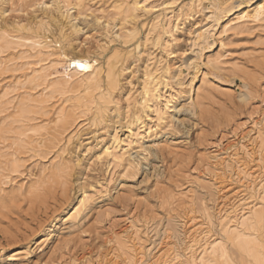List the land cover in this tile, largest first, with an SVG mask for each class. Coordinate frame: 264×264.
<instances>
[{"label": "rangeland", "instance_id": "rangeland-1", "mask_svg": "<svg viewBox=\"0 0 264 264\" xmlns=\"http://www.w3.org/2000/svg\"><path fill=\"white\" fill-rule=\"evenodd\" d=\"M164 1L145 0L137 17L124 23L111 9L113 0H85L86 7L76 0H0V264H113L119 238L135 239L132 223L143 247L153 246L152 255L159 245L158 251L176 247L185 258L191 218L227 246V264H242L218 212L227 199L244 195L246 205L264 213V181H254L264 173V13L246 17L264 0ZM37 34L54 52L75 49L110 70L116 85L107 107L98 101L74 125L56 121L61 105L54 101L65 95L75 104L76 90L53 92L47 109L30 105L36 120L25 137L19 136L25 127L13 120L20 104L42 97L44 86L29 84L27 46L4 40ZM150 69L166 85L130 131L127 96L139 100ZM114 135L122 159L93 163ZM230 156L237 163L220 164ZM126 159L134 169L126 171ZM57 166L62 169L54 174ZM84 192L83 217L60 228V216ZM254 225L255 231L244 232L264 241V220ZM49 229L56 232L42 243ZM216 262L225 264L210 257Z\"/></svg>", "mask_w": 264, "mask_h": 264}, {"label": "bare ground", "instance_id": "bare-ground-1", "mask_svg": "<svg viewBox=\"0 0 264 264\" xmlns=\"http://www.w3.org/2000/svg\"><path fill=\"white\" fill-rule=\"evenodd\" d=\"M84 1L85 0H76L78 6L82 5L83 7H86L87 5L85 4ZM169 1L171 0H166L164 2L166 3L168 2L169 4ZM113 2L114 4L110 5L111 9H113L115 13L121 14L124 23H128L132 19L136 18L138 15L137 13L138 10L145 8V4H144L145 0H113ZM88 9L89 8L87 7V10ZM100 12L107 13L105 8L100 9ZM263 13H264V6L261 5L256 9V11L252 13L248 12L246 17L248 19H259ZM17 39H23L25 40V42L21 43ZM4 42L6 43V46H11V42L20 43V45L27 46L25 53L28 60L25 62V64L29 65L27 69L29 70L31 69V78H28L29 84L44 86L42 89V93L40 94L42 96L41 98L33 99L29 103L24 102L20 104L18 109V116L13 120L14 121L13 123H18L20 127L23 128L25 127L22 132L21 131L19 132L20 133L19 136L29 137V132L34 130V125H31L30 122L32 120H36V117L30 119L29 114L37 113V112L33 111L30 105L34 107H38L40 109H47L51 103L58 102L61 106L59 107L58 112H56V116H55L56 121L58 122L65 120L67 121L71 119L73 120V125H74L80 123L82 120L81 118L82 115H85L87 113V110L90 107H92L94 104H96L98 101L101 104L99 106V108L101 109L107 107V105L113 101L111 88H113L114 85H116L115 83L116 78L113 77L111 71L103 69L101 66H98L94 61L86 57L84 54L76 52L75 49L62 47L54 52L52 51L53 48H51V46L47 44L44 38L38 34L35 35L34 37H27V38H23V36H19V35L16 37L11 36V39L8 38L7 40H4ZM0 52H2V50H0ZM80 65H84V67H81ZM100 80H103L106 83V86H104V88H102V86L98 87ZM162 85L164 87L166 85L163 79L157 78L156 71L153 73L151 72L150 69L149 71H147V77L144 78L143 80L142 87L139 93L140 94L139 100L133 103L134 96L131 94L127 96L126 113H127V117L129 118L127 127L130 131H132L131 124H134L135 126L141 124L143 116L144 117L147 116V112L150 109H152L154 102H156L160 97V91ZM47 89H50L49 92H46ZM65 89L76 90L74 93L76 97L75 104L68 103L69 102L68 96L65 95H63L64 97H61L53 102V98H55L52 95L53 92H57L61 90L63 91ZM198 90L199 88L197 89L196 97L195 98L193 97V99H191L193 103H195L197 96L199 95ZM154 111L157 112L158 120L160 122L165 121V116L161 114L158 108H155ZM99 113L102 114L104 113V111H99ZM119 142L120 140L118 139L117 135L112 136L110 142L103 144V146L96 153V155L94 156L93 163L104 164V162L111 163L113 161L114 162L120 161L122 157L121 154H119L118 152ZM259 149L261 148L258 147V150ZM229 158H230L229 161L223 160L224 158L221 159L222 161L220 164L223 165L226 164L225 167L229 168L231 165L230 164L231 161H235V163H237L236 156H230ZM125 161L126 162L124 164V168L126 169V171L135 168V163L133 162V160L126 159ZM61 169H62L61 166H57L53 170L54 174H57ZM250 175L251 174L244 172L245 179L250 177ZM263 176L255 177L254 181H257V179L260 178L259 181L263 182L264 181ZM244 184H246V182ZM261 189H263L262 192H264V183H262ZM225 196L223 198H226ZM243 196L242 198L241 197L235 198L233 196L234 199L233 197L231 199H227L228 202H230V204L228 205L223 204L226 200L224 202L222 200L221 203L223 204V206L221 207L220 210L218 209L219 224L221 225V228L223 229L224 233L227 235L228 239L231 241V244L233 246V251L240 257L242 264L249 263V261L246 260V257L250 258V260L254 264H264V251H263L264 241L263 240L260 241L257 238H252L251 236H249L244 232L246 230L255 231L256 226L255 225L253 226V223L258 224L262 222L264 220V213L260 212L258 207L255 206L254 204L252 206L246 205L247 199L245 200L246 197ZM88 199H89L88 195L86 194V192H84L83 196L80 199H78L76 202L71 204L69 208L65 209L58 220L60 223L59 227L61 228L62 225L79 222L83 217V214L88 206V202H87ZM195 221H197L196 218H191L192 225H190L191 229H189L190 231L188 235V238L190 239V244H188L189 246H187V248L185 249V251L186 250L188 251L187 256L185 258H183L179 254L180 251L178 253L177 251L178 249H176V247L167 248L168 247L167 244H165V246L167 245L166 246L167 249L161 252L158 251V246H159L158 245L156 247L157 250L154 248L157 251V253L154 250L155 253L152 255L151 250H153V246L151 247L149 246L150 248H148L147 250L143 247V243L141 244V241H139L140 240L139 229L135 224L132 223L129 226V229L133 232V235L135 236L137 242L134 243L136 241L134 239V241H132L131 244H128L127 242L128 237L126 236L127 240H123L124 238L121 240L120 239L122 237L121 236L119 238L120 240L119 245L117 246L118 247L117 255L114 256L116 257V260L115 263L113 264H144L145 261L143 260V258L147 253H151L150 255L152 256L149 259L150 261L147 262L146 264H212L210 263V257H216V258L218 257L219 259L224 261L223 263L227 264L230 259V252L227 246H225L224 244H220L221 242L211 240L209 232L208 230H206L207 226H204L203 224L196 225L194 224ZM208 221L209 223H212L210 214ZM197 222L199 223V221ZM55 232L56 230L49 229L46 232V235L44 236L42 243H47L49 239L53 236V234H55ZM138 243L140 245L136 246V244ZM215 264H220V263L216 262Z\"/></svg>", "mask_w": 264, "mask_h": 264}, {"label": "snow or ice", "instance_id": "snow-or-ice-1", "mask_svg": "<svg viewBox=\"0 0 264 264\" xmlns=\"http://www.w3.org/2000/svg\"><path fill=\"white\" fill-rule=\"evenodd\" d=\"M81 67H84V65H80Z\"/></svg>", "mask_w": 264, "mask_h": 264}]
</instances>
